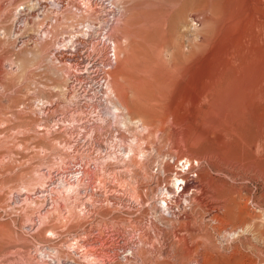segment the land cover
Here are the masks:
<instances>
[{
    "label": "rangeland",
    "instance_id": "1",
    "mask_svg": "<svg viewBox=\"0 0 264 264\" xmlns=\"http://www.w3.org/2000/svg\"><path fill=\"white\" fill-rule=\"evenodd\" d=\"M30 1L0 0V264H264V0L97 2L35 42ZM65 31L95 72L53 59Z\"/></svg>",
    "mask_w": 264,
    "mask_h": 264
},
{
    "label": "bare ground",
    "instance_id": "2",
    "mask_svg": "<svg viewBox=\"0 0 264 264\" xmlns=\"http://www.w3.org/2000/svg\"><path fill=\"white\" fill-rule=\"evenodd\" d=\"M32 1V0H31ZM30 1V2H31ZM32 3V2H31ZM28 4H30V3H28ZM27 4V5H28ZM32 5V4H31ZM18 10H16L17 11V18L15 19V26L13 27V29H15V27H16V29L14 30V33H18L16 36L15 35H13V36H15L16 38L17 37H23L22 35L23 34H25V32L27 33V31H28V27H30V23H31V19H28L27 17H29V14H27V13H23L22 12V8L20 9V8H17ZM65 12H67L68 13V11L67 10H65ZM65 12H64V14H65ZM72 12H70V13H68V14H70L71 16L74 14H71ZM62 14V13H61ZM67 14V15H68ZM60 14H58V16H59ZM69 15V16H70ZM62 16H65V15H62ZM74 16V15H73ZM60 17H61V15H60ZM76 17V16H75ZM74 17V18H75ZM23 19L21 22H18V20L19 19ZM61 19V18H60ZM59 19V20H60ZM64 23H65V21H64ZM73 24H75L74 22H72ZM57 24H59V23H57ZM56 24V25H57ZM61 24V23H60ZM59 24V25H60ZM72 24V25H73ZM84 24V23H83ZM51 25V24H50ZM53 26L55 25V24H52ZM65 25V24H64ZM36 26V25H35ZM52 26V27H53ZM69 27H70V25H68ZM77 27H78V25H76ZM81 26V25H80ZM32 27H34V26H32ZM59 27H61V26H59ZM64 27V26H63ZM73 27H74V25H73ZM84 27V26H83ZM50 28V27H49ZM54 28V27H53ZM72 28V27H71ZM76 28V27H75ZM81 29H84V28H82V27H80ZM32 29V28H31ZM36 29H37V27H36ZM36 29H34V30H36ZM61 28H58V30H60ZM74 29V28H73ZM50 30H51V28H50ZM49 30V33L51 32V31H53V30H51L50 31ZM70 30H72V29H70ZM30 31V30H29ZM36 31H38V30H36ZM56 31V30H55ZM69 31V30H68ZM72 31H74V30H72ZM72 31H71V33H69V32H67V31H65L66 33H68L69 34V36H68V38H69V44H70V47H68L67 48V46H66V44H64L63 46L64 47H59V48H57V61H58V63L59 62H63V63H65V64H67L68 66H73V68L75 69V71L76 72H78L77 74H84V73H93V72H95L94 70H96L95 68H94V64L95 63H92V62H94V61H92V55H94V53H92V51H94V48L96 47V44H94L93 42H92V40L93 39H95V38H91V35L89 34V33H86L87 35L86 36H82V37H79V36H77L76 34V32H74V34H72ZM82 31H84V30H82ZM86 32H88L87 30H85ZM35 32V31H34ZM48 32V31H47ZM54 32V31H53ZM52 32V33H53ZM59 32V31H58ZM64 32V33H65ZM79 32V31H78ZM29 33V32H28ZM60 33V32H59ZM64 33H63V35H64ZM76 33V34H75ZM33 34V33H32ZM35 34V33H34ZM39 34V36H40V38L41 37H44L45 36V34L44 35H41V31L38 33ZM48 34V33H47ZM80 34V33H79ZM83 34V33H82ZM95 34V33H94ZM28 35V34H27ZM50 35H51V33H50ZM49 35V36H50ZM56 35H57V33H56ZM66 35V34H65ZM97 35V34H96ZM31 36V35H30ZM36 35H32L31 37H28V38H30L31 40L30 41H34L35 40V37ZM53 36V35H52ZM55 36V35H54ZM111 36V35H110ZM14 37V38H15ZM48 37V36H47ZM47 37H45V39H47ZM56 37V36H55ZM54 37V38H55ZM62 37V36H61ZM64 37V36H63ZM52 39H53V37H51ZM50 38V39H51ZM91 38V39H90ZM38 39V38H37ZM45 39H43V40H45ZM51 39V40H52ZM57 39V41H59L60 39L57 37L56 38ZM41 40V39H40ZM39 40V41H40ZM51 40H48V41H51ZM53 40H55V39H53ZM64 40V39H63ZM27 41V40H26ZM56 41V40H55ZM61 41V40H60ZM28 42V41H27ZM35 42V41H34ZM37 42V41H36ZM45 42V41H44ZM43 42V43H44ZM54 42V41H53ZM95 42V41H94ZM96 42H98V40L96 41ZM112 42V41H111ZM16 43V42H15ZM25 43V42H24ZM31 43V42H30ZM40 43H42V40H41V42ZM50 43V42H49ZM51 43H52V41H51ZM64 43V42H63ZM62 43V44H63ZM67 43V42H66ZM38 44V43H37ZM54 43H52V45H53ZM61 44V45H62ZM31 45V44H30ZM40 45V44H39ZM53 46H55V45H53ZM60 46V45H59ZM50 47V46H49ZM56 47V46H55ZM55 47H54V49L52 50V51H55L56 49H55ZM112 48H113V52H114V56H115V61H116V63H117V57H116V44L114 43V41L112 42ZM106 49V48H105ZM49 51V50H48ZM96 51V50H95ZM49 52H51V51H49ZM49 52H48V56H49ZM51 54V53H50ZM52 55V54H51ZM97 57V56H96ZM53 59H54V57H53ZM53 59L51 58V62H53ZM95 59V58H94ZM98 59V58H97ZM101 59H102V57H101ZM56 60V59H55ZM38 61V60H37ZM104 61V60H103ZM102 61V62H103ZM77 62H79V64L80 63H82L80 66H79V68L77 67V68H75L74 66H75V64L74 63H77ZM56 63V62H55ZM62 63V64H63ZM100 63V62H99ZM65 64H63V65H65ZM61 65V64H60ZM67 65H65V67L67 66ZM103 65V64H102ZM101 65V66H102ZM62 66V65H61ZM67 66V67H68ZM64 67V66H63ZM87 68V69H86ZM88 68H90L89 70H88ZM99 68V67H98ZM70 70H73V69H70ZM102 71H103V69H101ZM108 70V69H107ZM106 70V71H107ZM68 71V70H67ZM105 71V70H104ZM103 71V72H104ZM109 71L110 70H108V74L106 73V72H104V75H105V73H106V76H104V77H101V78H105L106 79V85H105V94H106V97H105V100H106V98H108V97H110V95H111V97L113 96L114 97V95H113V92H112V86L110 85V81H109V79H110V77H109ZM66 72V71H65ZM70 72V71H69ZM74 72V71H73ZM101 72V71H100ZM61 73V72H60ZM68 73V72H67ZM75 73V72H74ZM64 74V73H63ZM97 74H98V72H97ZM74 75V74H73ZM76 75V74H75ZM70 76L71 77V80H70V84H72V86H71V90L73 91V92H76L77 93V91H78V89H81L82 87H83V84L85 83V82H88V81H86V79L84 78V75H82L81 77L82 78H80V77H76V76ZM86 75V74H85ZM63 76H65V74L63 75ZM87 76V75H86ZM91 76V75H90ZM65 77H67V76H65ZM65 77H63V78H65ZM70 77H69V79H70ZM67 79V78H66ZM104 79V80H105ZM68 80V79H67ZM93 81V80H92ZM91 81V82H92ZM98 81V80H97ZM99 83H101V82H99ZM66 84V83H65ZM96 84V83H95ZM97 85V84H96ZM68 86V85H67ZM70 87V86H69ZM87 87V86H86ZM94 87V86H93ZM67 88V87H66ZM87 88H89V87H87ZM85 89V88H84ZM99 89V88H98ZM64 90V89H63ZM103 90V89H102ZM86 91H88V90H86ZM85 91V92H86ZM96 91V90H95ZM67 92H69L68 90H67ZM72 92V93H73ZM79 92V91H78ZM76 93H75V95H76ZM83 93V92H82ZM89 93V92H88ZM97 93V92H96ZM100 93H102V92H100ZM99 93V94H100ZM91 94V93H90ZM105 94H104V96H105ZM74 95V96H75ZM89 95V94H88ZM92 95V94H91ZM90 95V96H91ZM94 96H95V94H93ZM101 95V94H100ZM67 96V95H66ZM70 96V95H69ZM74 96H73V98H74ZM78 97V96H77ZM96 97V96H95ZM101 97V96H100ZM69 99V98H68ZM72 99V98H71ZM76 99V98H75ZM74 99V100H75ZM77 99H79V98H77ZM87 99V98H86ZM85 99V100H86ZM110 100H111V98H109ZM108 99V100H109ZM73 100V101H74ZM84 100V99H83ZM90 100V99H89ZM93 100H95V99H93ZM107 100V101H108ZM110 100H109V102H110ZM99 102V101H98ZM112 102V101H111ZM73 103V102H72ZM75 104V103H74ZM112 104V103H111ZM76 105V104H75ZM79 105V104H78ZM109 105H110V103H109ZM73 106V105H72ZM76 107V106H75ZM78 107V106H77ZM80 107V106H79ZM91 107V106H90ZM112 107V113L113 114H115V116L114 117H116V118H118L119 120H121V124L125 127V118L123 117V116H121V113H119L120 111H119V109H118V107H116V105H113V106H111ZM79 109V108H78ZM83 110V109H82ZM86 110V109H85ZM115 112V113H114ZM67 113V112H66ZM72 114V113H71ZM71 114H69V115H71ZM56 115V114H55ZM117 115V116H116ZM69 117H71V116H69ZM59 119V118H58ZM63 119V118H62ZM61 120V119H60ZM58 122V121H57ZM56 122V123H57ZM63 122V121H62ZM136 125H138V124H136ZM140 125V124H139ZM72 130V129H71ZM69 131V130H68ZM72 132V131H71ZM69 134V133H68ZM118 135V134H117ZM73 137V136H72ZM73 139V138H72ZM70 141V140H69ZM134 141V140H133ZM130 145V144H129ZM133 145V144H132ZM140 145H142V144H140ZM140 145H138V146H140ZM127 147H129V146H127ZM126 147V148H127ZM135 147H136V145H135ZM141 148V147H140ZM137 149H138V147H137ZM139 150V149H138ZM137 150V151H138ZM145 150V149H144ZM140 151H141V149H140ZM146 151V150H145ZM134 152H136V151H133L132 150V147H129V149H127L125 152H124V155H127L128 156V161H129V159H132L133 161H135L138 165H141V164H143L144 163V159H145V157L146 156H144L145 154V152H139V153H134ZM133 154V155H132ZM140 154V155H139ZM144 154V155H143ZM147 155V154H146ZM188 160V159H187ZM189 161V160H188ZM142 162V163H141ZM191 162V161H190ZM166 169H164V171H165ZM163 171V170H162ZM87 173V172H86ZM163 173V172H162ZM182 180V177L181 176H179V177H176L174 180H175V183L176 182H178L179 180ZM174 183V184H175ZM57 185V184H56ZM186 186V187H185ZM184 187L185 188H187V183L185 182V185H184ZM182 188V190H184L185 188ZM69 188H71V186L69 187ZM72 188H73V186H72ZM54 190H55V188H54ZM56 190H57V188H56ZM66 190V189H65ZM68 190V189H67ZM73 190V189H72ZM166 190V189H165ZM168 190V189H167ZM45 191V190H44ZM169 191V190H168ZM68 193V192H67ZM33 194V193H32ZM44 194V193H43ZM40 197H41V194H40ZM40 197H38V198H40ZM42 197H43V195H42ZM41 197V198H42ZM46 197V196H45ZM34 199V198H33ZM55 199V198H54ZM39 201V200H38ZM45 201V200H44ZM48 203V202H47ZM54 203H56V202H54ZM48 205V204H47ZM56 205V204H55ZM57 206V205H56ZM52 208V207H51ZM55 208V207H54ZM52 210H53V208H52ZM38 215V214H37ZM33 221V220H32ZM33 223V222H32ZM33 224H35V222L33 223ZM40 224V223H39ZM31 226H32V224H30ZM30 227V226H29ZM53 234V233H52Z\"/></svg>",
    "mask_w": 264,
    "mask_h": 264
},
{
    "label": "built area",
    "instance_id": "3",
    "mask_svg": "<svg viewBox=\"0 0 264 264\" xmlns=\"http://www.w3.org/2000/svg\"><path fill=\"white\" fill-rule=\"evenodd\" d=\"M97 2L103 4L108 3L111 7L112 6V0H34L32 5H23L19 7L23 13L29 14L28 19H31L30 27L36 25L39 27L37 30V33L35 34L37 38H40L39 32L41 31V35H44L45 32L49 29L50 24H57L58 22V14L63 13L65 10L72 12L76 14L77 16H85L88 21L92 19V12H94L92 5L96 4ZM111 7H109V10L111 11ZM112 13V11H111ZM112 15V14H111ZM110 21V20H109ZM33 23V24H32ZM32 24V25H31ZM92 24V28H93ZM85 30L89 32V27L87 25L82 24L81 25ZM95 29L99 30V36L101 38L100 44L104 45L106 44L108 31L110 28V25L108 26V23L106 21L98 24V26L95 25ZM93 28V30H95ZM99 45V42L97 43V46ZM112 51H108L105 53L103 66H109L114 60V52L111 54ZM52 56H54L55 59H57V48L55 51L52 52ZM104 87L105 92V85H106V79L100 80ZM106 97V94H105ZM115 116V114H114ZM186 169L188 170L190 167V162L186 160L185 162ZM181 180V179H180ZM182 188L185 185L186 180L182 178Z\"/></svg>",
    "mask_w": 264,
    "mask_h": 264
}]
</instances>
